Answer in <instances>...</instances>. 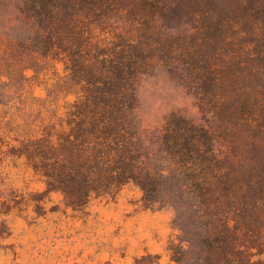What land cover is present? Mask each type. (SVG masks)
<instances>
[{
	"label": "trees",
	"instance_id": "16d2710c",
	"mask_svg": "<svg viewBox=\"0 0 264 264\" xmlns=\"http://www.w3.org/2000/svg\"><path fill=\"white\" fill-rule=\"evenodd\" d=\"M0 152L33 201L172 209L168 264H264V0H0Z\"/></svg>",
	"mask_w": 264,
	"mask_h": 264
},
{
	"label": "rangeland",
	"instance_id": "374dc122",
	"mask_svg": "<svg viewBox=\"0 0 264 264\" xmlns=\"http://www.w3.org/2000/svg\"><path fill=\"white\" fill-rule=\"evenodd\" d=\"M35 95L44 92L36 88ZM172 98L163 102V110L176 104L196 112L193 98L179 90ZM5 188L16 189L24 204L0 214V264H134L147 254L157 256L153 264L169 262L174 212L146 207L134 186L79 211L67 207L59 192L33 201L30 194L43 192V182L22 159L10 162L0 152V193Z\"/></svg>",
	"mask_w": 264,
	"mask_h": 264
}]
</instances>
